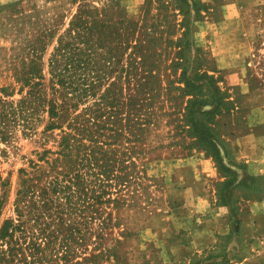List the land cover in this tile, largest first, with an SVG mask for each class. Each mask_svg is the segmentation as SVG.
Here are the masks:
<instances>
[{"label":"rangeland","instance_id":"1","mask_svg":"<svg viewBox=\"0 0 264 264\" xmlns=\"http://www.w3.org/2000/svg\"><path fill=\"white\" fill-rule=\"evenodd\" d=\"M198 1L188 70L213 75L228 101L212 123L237 163L227 205L218 163L188 129L178 9L0 0V103L20 106L30 84L40 96L29 127L9 121L0 141V225L17 222L21 177L35 185L25 201L39 199L41 217L15 232L28 258L40 243L30 264H264V0Z\"/></svg>","mask_w":264,"mask_h":264},{"label":"trees","instance_id":"2","mask_svg":"<svg viewBox=\"0 0 264 264\" xmlns=\"http://www.w3.org/2000/svg\"><path fill=\"white\" fill-rule=\"evenodd\" d=\"M158 2L162 7L172 5L173 9H178L180 13L184 15L182 20L179 22V25L183 30L181 32V36L178 37L177 40V43L179 44V49L177 51L178 58L174 61V64L176 69L177 67L181 69L179 74V81L183 83L182 88L185 90V93L187 95H190V98L187 99L188 104L186 107V119L189 125L188 129L191 135L196 138L198 144L201 145L202 148L205 149L206 152L210 156H212L218 163V170L223 179L217 182L215 185L216 198L220 201L218 203L219 205H227L225 200L226 193L232 189L234 181L237 178V174L232 170L228 163L234 164L236 166L237 163L233 154L227 147V142L223 141L219 137L218 133L212 127V123H214L215 114H218L221 111V108H223V106H225L228 101L226 100V96L224 95V93L221 92L213 75L206 72L200 73L197 67H195L192 73L188 70L187 55L192 45L188 35V17L190 14V9H194L195 12L199 10V7L197 5L200 3V1L168 0L167 2H165L164 0H158ZM138 45L133 46L137 47ZM196 51H198L197 48ZM34 68L35 65L32 66L29 72L34 71ZM15 70L16 69H14V71ZM33 75L34 74H30L23 78V81L26 85H29L33 82ZM18 78L21 79V76ZM31 85L32 87L30 89L32 91H28V94H30L27 97L22 98V100H19V102L21 101L20 106L12 107L11 105L6 104V102L0 103L2 107L0 109V141L5 142L7 140L9 131H7L6 125L9 121L16 123L19 121V119H22L23 125L29 127V124L31 123V119L29 118L30 115L25 112L27 109H29V107H33V100L37 101L40 99L37 91L33 90L35 84H30V86ZM4 105H7L8 108H4ZM16 108L19 109V113L17 112ZM47 111L50 117L55 115L52 107H50ZM64 140H67V137H65L62 142ZM63 145L65 149L68 148L67 141L64 142ZM224 157L227 162L225 161ZM22 171L23 170H21V172ZM28 179L29 177H21L20 187L17 191L15 199L17 222H15L12 218H7L4 219L0 225V241L4 242H0V264H4V262L6 264H13L14 261L19 262L18 264H30L32 261V257L34 256L32 253L35 250L38 251L40 248V243H37L36 240L33 239L32 241L28 242L25 247L27 248V246L29 245L28 247H32L33 250V252L30 253L31 257L28 258V256L23 252L25 248L18 242L15 235V232L20 233L26 230L25 223L28 218H33L35 216L36 219H39L41 217L40 212L36 213L35 211L39 199L30 197L28 198V200H26L28 202H26L24 199L28 192H30V195L34 193L33 191L29 190L30 188L32 189L35 185L34 183H27ZM252 181L254 182V178ZM56 182L57 181H54L53 183ZM246 183L247 178L244 177L235 186H246ZM41 190L43 196H46L48 194L46 188H42ZM39 197L41 198L40 194ZM66 198H68L67 195L65 196V199ZM48 203V199H44L42 205L45 206ZM26 208H28V211H25ZM28 214L30 217L27 218ZM239 226L240 220L236 218L234 230H238ZM42 231L43 229L40 227L39 233L41 234ZM46 242L47 241H45V243ZM3 244L6 245L5 248L3 247ZM227 262L228 259L226 258V256L222 255L219 261H213L210 264H226Z\"/></svg>","mask_w":264,"mask_h":264}]
</instances>
